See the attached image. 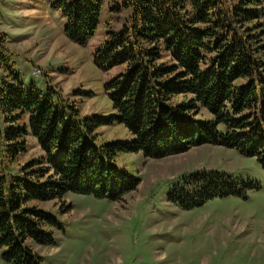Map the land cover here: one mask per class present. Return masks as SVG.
I'll use <instances>...</instances> for the list:
<instances>
[{
  "label": "trees",
  "instance_id": "obj_1",
  "mask_svg": "<svg viewBox=\"0 0 264 264\" xmlns=\"http://www.w3.org/2000/svg\"><path fill=\"white\" fill-rule=\"evenodd\" d=\"M54 3L79 43L93 36L104 8L107 31L96 62L105 71L118 64L125 70L106 83L108 117L81 116L76 100L54 86L24 84L12 66L0 77V247L6 261L44 262L33 245L54 244L59 226L42 203L68 210L67 193L122 201L137 189L140 179L115 165L118 153L164 159L214 144L255 157L264 172V0ZM124 7L128 21L114 29ZM113 121L129 129L130 139L98 144L99 126ZM31 136L42 155L27 162ZM182 179L169 193L182 208L239 194L226 173L199 170Z\"/></svg>",
  "mask_w": 264,
  "mask_h": 264
},
{
  "label": "rangeland",
  "instance_id": "obj_2",
  "mask_svg": "<svg viewBox=\"0 0 264 264\" xmlns=\"http://www.w3.org/2000/svg\"><path fill=\"white\" fill-rule=\"evenodd\" d=\"M54 4L0 0V77L8 76L12 66L24 84L35 82L44 90L54 86L76 100L81 116L108 117L113 111L106 83L125 70L118 64L105 71L96 62L108 15L103 8L93 36L79 43ZM129 13V7L118 13L114 29L121 30ZM98 130V144L125 143L131 137L116 121ZM28 144L27 162L42 155L32 136ZM114 163L141 181L122 201L71 192L64 196L68 210L62 203H42L59 226L54 244L33 245L42 264H264V172L255 157L209 144L164 159L118 153ZM199 170L230 175L239 194L216 196L192 208L169 199L183 177ZM3 250L0 264H10Z\"/></svg>",
  "mask_w": 264,
  "mask_h": 264
}]
</instances>
